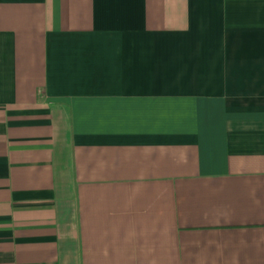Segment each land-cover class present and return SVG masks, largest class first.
<instances>
[{
    "label": "crops",
    "instance_id": "0c3cea01",
    "mask_svg": "<svg viewBox=\"0 0 264 264\" xmlns=\"http://www.w3.org/2000/svg\"><path fill=\"white\" fill-rule=\"evenodd\" d=\"M0 264H264V0H0Z\"/></svg>",
    "mask_w": 264,
    "mask_h": 264
}]
</instances>
